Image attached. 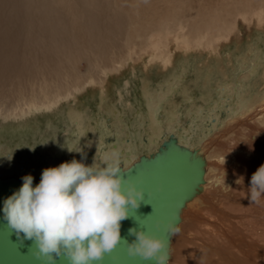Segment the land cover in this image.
Here are the masks:
<instances>
[{
	"label": "bare ground",
	"instance_id": "6f19581e",
	"mask_svg": "<svg viewBox=\"0 0 264 264\" xmlns=\"http://www.w3.org/2000/svg\"><path fill=\"white\" fill-rule=\"evenodd\" d=\"M212 1L199 6L193 0H0V120H4L0 123V177L21 179L35 168L31 175L33 182H39L44 168L73 158L81 160L79 152L68 148L80 149L85 157L96 153L93 158L116 153L120 167L129 168L140 158L142 140L152 145L165 139L166 134L160 137L164 128L173 131L180 114L174 95L183 96L181 101L196 100L193 90L182 84L185 74L192 72L202 104L191 102L186 115L198 119L195 127L200 132V145L193 151L205 161L204 183L181 213L180 232L171 238L169 264H183L180 256L184 253L186 257L198 256L196 264H264L262 259L257 261L264 250L254 248L258 232L249 225L247 216L252 206L264 205V197L258 203L249 199L250 176L264 163V69L259 77L256 69L260 51L256 45L247 51L239 49L228 71L218 72L222 61L217 56L215 61L204 58L202 64H196L203 58L202 49L211 50L214 38L228 35L230 21L238 18L247 28L264 25V0H233L227 7L221 0ZM215 9H225L226 14L211 18ZM197 34L202 35L198 38ZM171 46L175 52L180 47L184 59L155 86L148 75L141 79L145 113L138 116L127 134L119 126L122 119L115 104L108 101L113 92L110 88L103 91L105 85L95 77L117 73L124 62L139 56L149 57L152 68L157 61L162 62ZM188 55H196V60L190 62ZM241 57L246 62H240ZM241 70L246 73L237 83L236 74ZM86 84L101 89L96 105L109 117L106 123V118L98 122L95 114L89 115L82 104L57 110L67 127L60 141L59 126L50 119L46 121L50 131L44 135L38 127L28 126L27 117L19 119L33 109L53 110L59 102L82 94ZM228 92L235 97L226 104ZM119 102L124 107L123 99ZM165 105H169L171 117L165 116L163 121L169 126L158 121L159 109ZM220 107L226 109L223 121ZM128 108L132 109L131 105ZM13 122L17 124L7 126ZM145 128L147 139L142 136ZM109 131L114 135L105 139ZM25 133L34 140L32 148L21 141L27 138ZM71 134L75 141H68ZM207 134L217 137L207 138ZM126 135L129 139L123 138ZM13 139L24 143L30 156L24 157L25 148L18 144L15 150L22 152L20 157L15 150L9 152L18 142ZM183 139L184 143L178 144L192 149L194 142ZM4 140L10 145H2ZM106 142L112 143L108 146ZM32 160L34 164H30ZM240 180L248 185V191H242Z\"/></svg>",
	"mask_w": 264,
	"mask_h": 264
},
{
	"label": "clouds",
	"instance_id": "9594fccd",
	"mask_svg": "<svg viewBox=\"0 0 264 264\" xmlns=\"http://www.w3.org/2000/svg\"><path fill=\"white\" fill-rule=\"evenodd\" d=\"M120 172L117 155L111 153L94 157L90 165L73 158L44 168L35 186L33 176L26 174L20 187L4 198L0 219L19 240H31L33 254L46 264H55L61 255L68 264H93L121 242L129 256L169 264V247L162 238L139 227L127 229L132 240L121 236L120 222L139 208L145 193ZM249 193L253 203L264 197V163L251 174ZM163 230L171 240L180 232L179 222L169 219Z\"/></svg>",
	"mask_w": 264,
	"mask_h": 264
},
{
	"label": "rangeland",
	"instance_id": "374dc122",
	"mask_svg": "<svg viewBox=\"0 0 264 264\" xmlns=\"http://www.w3.org/2000/svg\"><path fill=\"white\" fill-rule=\"evenodd\" d=\"M218 0H213L212 3L216 2ZM223 2V4L225 5V7L229 6L231 3H233V0H221ZM206 2V0H193V3L199 6L204 5ZM215 12L212 14L211 18H217L218 16H220V18L224 17V15L226 14L225 9L222 10H218L215 9ZM241 18V17H240ZM242 21H239V19H234L232 21L229 22L228 28H226V32H227V36L223 37V38H214L213 41L214 44L211 45L212 47L210 48L211 50L207 51L205 49H202L204 52H202L201 54H203V58L200 59L196 64H202L204 58H206V60L208 61H215V56L218 57L219 60H221V69H218V72L221 71H228L232 64L235 63V60H237V55L239 54V49L247 51L251 48H253V45L257 46V49L260 51V57L261 60L256 61L257 64V70H258V77L261 76L263 74V69H264V25H260V27H250L247 28L245 27ZM202 35V34H199ZM198 34L196 36H198V38H200ZM205 36V35H204ZM185 39H189L186 35H185ZM184 39V40H185ZM196 41V40H195ZM175 47L171 46V48L169 49V52L167 53V55L162 59V62H158L159 66H162V64L165 63H169L170 66H168L167 68H161L158 65H154L152 66V68H149L150 66L148 65V60L149 57H145V58H141L136 57V58H131L129 59L130 61H126L124 62V65L121 67L120 71L117 73H112L108 76H103V75H99L96 76L95 79L96 81L99 80L103 83V85H105L104 89H108L110 88V90L113 92L112 93V97L108 99V101H113V103L115 104V108L117 109V111L120 113L121 116V120H119V126H121V128H124V131L128 134V129H131L129 127H131L133 125L134 122H137L138 120V116L142 113L144 115V105L142 104L143 100L141 98V79L148 75L153 83L154 86L159 82V80L162 78V76L164 74H166L170 68L172 66H176L177 63L179 61H182L184 58V53L181 51L180 47H177V51L178 53L175 52ZM168 50V49H167ZM193 52V51H192ZM190 54H194L189 52ZM196 55H188V59L190 60V62L196 60L195 57ZM231 59V62L228 63L227 59ZM241 61H245L242 57L240 59ZM246 62V61H245ZM261 62V64H260ZM251 66L252 64L249 63ZM219 68V67H218ZM246 72L244 70H241V72H237L236 74V78H235V82L237 83H241L242 82V78L244 77V74ZM186 78L184 77V80L182 81V84H184L185 86H189L192 91V95L196 97V100L191 101L194 104H202L201 101L199 100L200 94L198 92V90L195 88V86L193 85L192 81H193V73L192 72H187V74H185ZM220 80H224L221 75L219 77ZM126 82L128 83L126 85ZM213 85V84H212ZM246 83H244V87H246ZM215 87V85H213ZM100 91L101 89L99 88V86H90L89 84H86L84 86V91L82 94H74L72 97L73 99L75 98V100L70 99L68 102H64L61 101L59 102L58 108H56L57 105H55L51 110H47V109H39V110H31V112L29 114H25L22 115L19 119L23 118V117H27L28 118V122H29V127L32 126H36L41 130L42 135L48 133L50 131V129L48 130L46 128V125L48 124V122H46L47 120L50 119V121L55 125V126H59V138L60 141L63 137V135L65 134L64 132L66 131V128L63 125V117H61L59 114L61 113H55V111L57 110H65L67 111L68 106H71L73 104L79 105L82 104L85 109L86 112L90 115L95 114L96 120L98 122L101 121L102 118H106L105 119V123L106 120H109V117H107V115L105 114V112L101 109L98 108V106L96 105V103H99V96H100ZM175 97H173V99L177 102L178 106L176 108V110L178 112H180V114H178L175 123L172 126V130L170 131H166V128L163 129V132L161 133V136H165V139L168 136H173L177 143L183 144L184 143V139L185 138L186 141H193L194 145L192 146V149H189L191 151L196 150L199 147V135L200 132H198V130L196 129V121L198 119H194L193 117H188L186 115L187 113V108L190 106L189 101H181L183 96H178L177 94L174 95ZM217 97V94H216ZM214 97V98H216ZM226 97H228L229 101H226L225 103H229L231 101L234 100L235 96H232L231 93L228 92V94L226 95ZM121 99H123V106L121 107L120 102ZM196 102V103H195ZM68 103V104H67ZM131 105L132 109H129L128 106ZM22 108H26V106H22ZM88 108V109H87ZM169 109V105H165L164 108H160V116L158 117V121L160 120H164V117H171L170 113L167 112V110ZM200 110V109H199ZM226 109L220 107L219 108V118L221 121H223L224 118H226V114L223 115V112ZM126 111L127 114H123V112ZM132 112H136L137 113H131ZM162 112V113H161ZM19 112H16V114ZM66 113V112H65ZM15 114V113H14ZM169 114V116H168ZM59 115V116H58ZM66 115V114H64ZM12 116V115H11ZM5 117L7 118L8 116L5 115ZM8 118H14V117H8ZM26 118V119H27ZM24 120V119H23ZM165 121V120H164ZM163 121V124H165ZM4 120H0V123H3ZM23 122V121H22ZM21 122V123H22ZM198 122V121H197ZM17 124L16 122L13 123H9L7 126L10 127V125H15ZM108 125H111V121L107 122ZM128 125V126H127ZM166 126H169V124H165ZM164 125V126H165ZM118 126V127H119ZM163 126V125H162ZM171 126V124H170ZM195 128V129H194ZM47 129V130H46ZM206 129V128H205ZM219 129V128H218ZM217 129V130H218ZM112 130L115 131V129L112 127ZM146 130V128H145ZM195 130V131H194ZM207 130V129H206ZM209 130V129H208ZM207 130V131H208ZM11 132V130H9ZM31 130H28L27 132H30ZM108 131V130H107ZM198 133H197V132ZM196 132V133H195ZM147 130L143 133V139H147ZM114 133H111L110 131L108 132V134L106 135L105 139L113 136ZM25 136L27 137L24 140L21 141H27L30 144V147H33L34 144V140L32 139V136L29 135L28 133H25ZM71 139L69 138L68 141H75L76 137L74 134L70 135ZM74 136V137H73ZM73 137V138H72ZM207 138H211V137H217V135H213L210 136L209 134H207L206 136ZM37 140L40 139V135H38ZM49 138H52V140H54V138L51 136ZM123 138L125 139H129V136H123ZM164 139V138H163ZM15 141H18V139H13ZM162 139L160 140V142H157L155 144H144L143 140H142V145L138 146L139 149V154L141 156H146L149 157L151 155H153L157 149L160 146ZM4 143H8L10 145V143L7 140L2 141V145ZM112 142H106V145L109 146V144L111 145ZM19 146H23V148H25V150H23V152H26L25 154H23L24 157L30 156L29 155V149H27V146L22 142L18 141L16 144H14V147H11V150L9 152H13L15 150V146L16 145ZM101 146L104 145V143L100 144ZM181 146V145H180ZM16 154L20 157L22 152H20V150H15ZM36 152H38L40 155L41 153L39 152V149H36ZM119 152V151H118ZM37 153V154H38ZM96 153H89L87 154V156L85 157L83 155L82 151H79V155L81 156V159L83 161V163L90 165L93 162V156ZM119 156L120 158L122 157L121 153L119 152ZM84 156V158H83ZM84 159V160H83ZM138 159V157H137ZM7 160H11L10 158H7ZM48 164V162H44V164ZM30 164H34V161L32 160L30 162ZM42 168V167H41ZM37 170L35 168H32L29 170L28 174H35ZM242 191H248V188L246 184L242 183ZM248 216V222L249 225H253L258 232V238H255V242L257 244L254 245V248L257 251H261L263 252L264 250V205L259 206L258 208H256L255 206L251 207V210L247 213ZM200 250V249H199ZM183 249L180 247L179 248V252H182ZM182 254V253H181ZM180 255V253H179ZM180 261L184 262L183 264H196L195 261L198 260V256L190 254L189 257H186V254L184 253L183 255L180 256ZM241 259V258H238ZM262 259V260H260ZM261 263H264V254L260 253L259 254V258L257 257V261ZM192 261V262H191Z\"/></svg>",
	"mask_w": 264,
	"mask_h": 264
},
{
	"label": "water",
	"instance_id": "95a60500",
	"mask_svg": "<svg viewBox=\"0 0 264 264\" xmlns=\"http://www.w3.org/2000/svg\"><path fill=\"white\" fill-rule=\"evenodd\" d=\"M120 168L122 178L132 181L145 193L139 208L120 222L121 236L132 240L134 237L127 235V229L139 227L146 234L165 240L170 251L171 240L163 230V224L173 218L180 224L186 203L204 183V159L195 151L180 146L173 136H168L162 139L153 155L141 156L127 169ZM37 183L33 182V186ZM21 184V179L0 177V207L4 198ZM34 250L31 240H19L6 221L0 219V264H46L42 257L33 254ZM55 264H68V260L61 255L55 259ZM93 264H155V261L129 256L121 242Z\"/></svg>",
	"mask_w": 264,
	"mask_h": 264
}]
</instances>
